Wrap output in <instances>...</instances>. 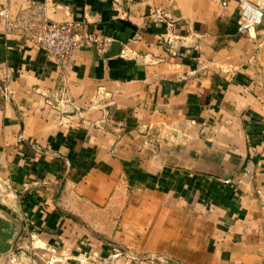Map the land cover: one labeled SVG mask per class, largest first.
<instances>
[{
    "label": "crops",
    "instance_id": "0c3cea01",
    "mask_svg": "<svg viewBox=\"0 0 264 264\" xmlns=\"http://www.w3.org/2000/svg\"><path fill=\"white\" fill-rule=\"evenodd\" d=\"M4 10L1 264H264V22L240 33L235 0ZM51 23L100 44L58 64L32 41Z\"/></svg>",
    "mask_w": 264,
    "mask_h": 264
},
{
    "label": "built area",
    "instance_id": "2783aa9c",
    "mask_svg": "<svg viewBox=\"0 0 264 264\" xmlns=\"http://www.w3.org/2000/svg\"><path fill=\"white\" fill-rule=\"evenodd\" d=\"M220 4L223 8L228 7L232 0H211ZM238 4L239 20L238 31L251 33L264 22V0H235ZM0 16L7 18V11H1ZM154 23L170 21V18L161 11H157L149 17ZM33 43L47 56L58 64H65L72 52L83 47L99 45L100 40L93 34L79 36L72 25L68 23H51L40 33L32 37ZM172 45L171 37L166 42ZM102 49L101 51H103ZM230 184V181H224Z\"/></svg>",
    "mask_w": 264,
    "mask_h": 264
},
{
    "label": "rangeland",
    "instance_id": "374dc122",
    "mask_svg": "<svg viewBox=\"0 0 264 264\" xmlns=\"http://www.w3.org/2000/svg\"><path fill=\"white\" fill-rule=\"evenodd\" d=\"M3 202H6V200L0 197V210L10 215L9 210L7 209V207H5ZM10 217L12 218L11 215ZM14 220L17 221L15 216ZM14 236L15 227L13 226V222H10L9 219H7L4 215L0 213V264L2 263V260L6 255L14 253L16 242L14 243L13 247L11 245Z\"/></svg>",
    "mask_w": 264,
    "mask_h": 264
},
{
    "label": "water",
    "instance_id": "95a60500",
    "mask_svg": "<svg viewBox=\"0 0 264 264\" xmlns=\"http://www.w3.org/2000/svg\"><path fill=\"white\" fill-rule=\"evenodd\" d=\"M0 213L2 214V215H4L7 219H9L10 220V222H13V224H15V236H14V238H13V242H11V245H12V247H13V245H14V243L16 242V239L18 238V236L21 234V228H20V225H19V223L16 221V220H14L13 218H11L10 217V215L8 214V213H6V212H4V211H1L0 210ZM156 260H159L158 258L156 259ZM168 263H172L171 261H167ZM173 264V263H172Z\"/></svg>",
    "mask_w": 264,
    "mask_h": 264
}]
</instances>
